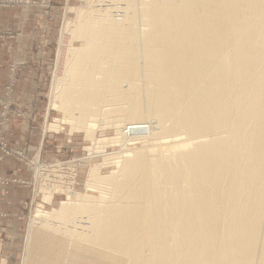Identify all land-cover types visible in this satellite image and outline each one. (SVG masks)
I'll return each mask as SVG.
<instances>
[{
  "label": "bare ground",
  "instance_id": "obj_1",
  "mask_svg": "<svg viewBox=\"0 0 264 264\" xmlns=\"http://www.w3.org/2000/svg\"><path fill=\"white\" fill-rule=\"evenodd\" d=\"M93 2L63 27L52 110L64 118L47 130L126 149L105 158L109 175L91 165L99 197L68 188L53 211L39 204L25 264H65L56 235L73 264H264V0ZM100 125L116 137L96 138Z\"/></svg>",
  "mask_w": 264,
  "mask_h": 264
},
{
  "label": "rangeland",
  "instance_id": "obj_2",
  "mask_svg": "<svg viewBox=\"0 0 264 264\" xmlns=\"http://www.w3.org/2000/svg\"><path fill=\"white\" fill-rule=\"evenodd\" d=\"M93 3V0L86 2L87 5ZM86 4L83 0H0V15L2 14L3 17L0 22H3L0 24V36H13V19L18 12H21L22 33L26 34L27 36H25L28 38V41L23 42V51L29 49L34 51L35 56H31L29 61L33 67L39 70L37 79L41 83L35 92L23 91V104L15 105L13 99L14 85L18 81L20 71L16 63L12 62L10 66L11 82L6 88L5 97L0 96V159L3 156L14 158L28 167V172H30L29 176L22 179L13 176L0 177V196H7L12 185H19L30 193V197L19 205L20 234H16V238H14L18 250L8 249L7 244L5 245V241L8 243V237L0 235V244L4 243L0 249V264H25L26 256L29 253L34 255V250L27 247V239L33 213L39 204H44L46 211H53L54 208L60 206L62 201L67 199L64 191L68 188L80 194L99 197L98 192H88L86 189L91 165L101 164L100 172L103 175H109L117 169V166L112 163L106 164L105 158L120 155L126 149H123L120 144H114L113 147H107L106 153L101 154L96 149L88 150V148L94 147V142L83 131H72V127L65 124H62L56 132L47 130L50 124L64 118L63 113L52 110V86L56 74L58 54L60 48L65 47L64 50L66 49L65 45L67 42L69 43L66 38L70 36L64 37L65 42L62 43L65 45H62V30L66 22H76L79 17L77 12ZM107 4L110 5L111 3ZM107 7L109 8V6ZM116 7L113 10V16L120 20L124 16L125 11L123 9L125 6L118 5ZM72 45L83 47L85 42L75 39L72 41ZM13 119L22 124L23 134L29 131L34 133L32 139L38 149L41 147L39 151L29 154L27 150H17L10 145L6 135L13 124ZM116 134V128L110 125L106 127L100 125L95 131L96 138H114ZM132 144L128 148H141L143 142L137 141ZM54 170H56V174H54ZM53 171L54 173H52ZM43 185L45 190L57 192L51 205L43 201L44 192L40 189ZM38 187L39 190L37 191ZM7 217V214L0 212V218ZM89 226V221H82L80 229ZM34 230V238L39 235L40 243H44L43 236L47 235L44 230L39 228ZM55 237L57 238L55 241L57 250L51 253L54 252V257H57L59 252H63V258L60 262L73 264L76 260L75 252L69 253L67 248L62 251L61 246L57 244L61 242L59 241L61 239L58 238L59 235ZM11 239H9L10 243H12ZM37 249V258L35 259H42L46 250L40 247ZM29 259H31V255Z\"/></svg>",
  "mask_w": 264,
  "mask_h": 264
},
{
  "label": "crops",
  "instance_id": "obj_3",
  "mask_svg": "<svg viewBox=\"0 0 264 264\" xmlns=\"http://www.w3.org/2000/svg\"><path fill=\"white\" fill-rule=\"evenodd\" d=\"M1 15L0 22L3 20ZM13 20V36H0V96L5 97L6 88L11 82L10 66L12 62H15L20 72L18 81L14 85L13 99L14 104L20 106L23 104V91L35 92L41 83L37 79L39 70L29 61L31 56H35L34 51L30 49L23 51V42L28 41V38L22 33V13L18 12ZM12 121L13 124L6 135L10 145L17 150H27L29 154L39 151L41 147L38 149L32 139L34 133L29 131L23 134L22 124L14 119ZM28 170V167L14 158L3 156L0 159V177L13 176L22 179L30 175ZM29 197V191L19 185H12L7 196H0V212L8 215L7 218H0V235L8 237V243L5 241V245L7 244V248L13 251L18 250L14 238L16 234H20L19 205ZM10 238H12V243L9 242ZM2 244H0V249H2Z\"/></svg>",
  "mask_w": 264,
  "mask_h": 264
},
{
  "label": "water",
  "instance_id": "obj_4",
  "mask_svg": "<svg viewBox=\"0 0 264 264\" xmlns=\"http://www.w3.org/2000/svg\"><path fill=\"white\" fill-rule=\"evenodd\" d=\"M134 130H136V129H134ZM138 132H139V133H145L146 130H145V129H138Z\"/></svg>",
  "mask_w": 264,
  "mask_h": 264
}]
</instances>
